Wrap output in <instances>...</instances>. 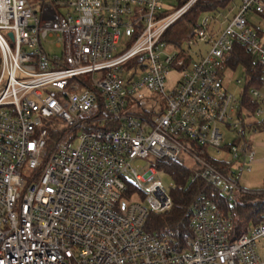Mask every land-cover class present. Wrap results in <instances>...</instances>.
Here are the masks:
<instances>
[{"label":"built area","instance_id":"obj_1","mask_svg":"<svg viewBox=\"0 0 264 264\" xmlns=\"http://www.w3.org/2000/svg\"><path fill=\"white\" fill-rule=\"evenodd\" d=\"M197 1L166 14L164 0H0V264H264V217L235 235L257 129L225 85L236 44L264 70L251 20L264 17V0L207 13L185 48L172 46L166 34ZM173 69L183 77L169 91ZM249 96L264 122V95ZM165 161L204 183L184 249L171 230L145 228L173 208Z\"/></svg>","mask_w":264,"mask_h":264},{"label":"trees","instance_id":"obj_2","mask_svg":"<svg viewBox=\"0 0 264 264\" xmlns=\"http://www.w3.org/2000/svg\"><path fill=\"white\" fill-rule=\"evenodd\" d=\"M34 3L38 0H30ZM45 1V0H40ZM189 0H180L183 6ZM234 0H198L189 11L183 16L191 17L188 20L189 27L193 30L194 27L199 26L200 19L207 13H213L228 8ZM169 12H166L168 14ZM172 28V27H171ZM170 28V29H171ZM259 35L264 37V29L257 28ZM192 33V32H191ZM170 30L166 34V40L169 42ZM226 65L232 71H237L240 67L243 68L245 80L243 83V90L241 95L242 111H246L244 120L247 126L257 129H264V122L248 121L253 117L254 111L259 107L258 102L253 101L249 96V90L252 88L260 89L264 84V70L255 60L254 57L246 54L244 48L240 44H236L232 53L226 56ZM152 111V110H151ZM146 111L142 106L139 110L140 115L151 114L153 112ZM193 150L198 154L206 155V150L191 144ZM218 167H222L216 161L210 160ZM160 170L168 171L174 180V188L171 189L173 198V208L162 214L151 213L146 222L145 228L147 231H161L171 230L177 239L179 248L184 249L188 247L189 240L192 236L191 228L189 227V220L186 216L187 208L193 201L195 195L203 188L204 183L194 169L188 167L181 161H165L159 163L157 166ZM223 168V167H222ZM225 168H223L224 170ZM192 178L195 181H192ZM218 203L223 209H227V205L221 196L217 198ZM237 215L235 221V235L236 237L249 232L254 226L259 224L264 217V190L242 194L234 209Z\"/></svg>","mask_w":264,"mask_h":264},{"label":"rangeland","instance_id":"obj_3","mask_svg":"<svg viewBox=\"0 0 264 264\" xmlns=\"http://www.w3.org/2000/svg\"><path fill=\"white\" fill-rule=\"evenodd\" d=\"M186 1V0H182ZM180 0H164L163 3V10L164 12L171 13L172 11L180 8L181 6ZM240 5V0H234L226 9H230L232 7H238ZM57 10L65 14L68 10L65 6L56 5ZM191 17L189 14L186 18L182 17L180 20H178L170 29V37H169V43L174 45H182L184 48L186 47V41L191 36L192 29L189 27L188 20ZM251 20L254 25L259 27L261 30L264 29V17L258 16V15H252ZM47 49L50 53L54 52V42L53 40L49 41V43L46 44ZM193 60H197V57L193 55ZM243 68L240 67L237 71L234 73L228 69L225 73V85L229 88L231 92H233L237 97H241L242 90H243V84L238 85V80H245V76L243 73ZM183 73L181 71H178L177 69H173L169 72L167 76L166 81V89L167 90H173L177 83L182 79ZM261 93L264 95V84L260 88ZM246 111H244V115H246ZM254 117H251L248 119V121H256ZM223 130H225L222 127ZM232 135L230 133L227 134L226 141L230 142L232 141ZM252 140L254 141V148L253 151L255 152L256 157V163L252 165V171L250 173L246 172L241 178V186L244 189H247L250 192H257L264 190V132L258 133L252 136ZM77 145V143H76ZM210 155L216 156V154L211 150ZM219 157H224V155H220ZM137 163H144L142 161H136ZM186 164L189 166H193V162L186 158L185 160ZM163 183L166 186V188L169 189V187L174 183V180L168 177L163 178ZM171 192V191H170ZM258 249L261 253L262 257L264 258V239H261L258 242Z\"/></svg>","mask_w":264,"mask_h":264},{"label":"crops","instance_id":"obj_4","mask_svg":"<svg viewBox=\"0 0 264 264\" xmlns=\"http://www.w3.org/2000/svg\"><path fill=\"white\" fill-rule=\"evenodd\" d=\"M262 132H264V129L263 130H256L255 132H249L248 133V136H249V140L251 141V144H252V148H254V144H253V140H252V136L254 135V137H255V135L256 134H258V133H262ZM232 140V139H231ZM255 163H256V157H255Z\"/></svg>","mask_w":264,"mask_h":264}]
</instances>
